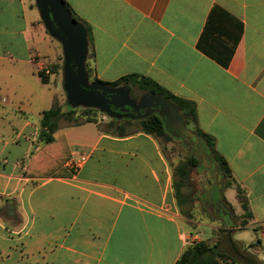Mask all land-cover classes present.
<instances>
[{
  "label": "crops",
  "instance_id": "0c3cea01",
  "mask_svg": "<svg viewBox=\"0 0 264 264\" xmlns=\"http://www.w3.org/2000/svg\"><path fill=\"white\" fill-rule=\"evenodd\" d=\"M62 1L89 29L94 82L137 75L194 105L195 127L244 192L262 258L264 0ZM39 21L26 0H0V264H175L193 242L237 246L228 233L193 234L158 139L64 120L52 143L39 139L55 97L52 75L37 76L47 64Z\"/></svg>",
  "mask_w": 264,
  "mask_h": 264
},
{
  "label": "rangeland",
  "instance_id": "374dc122",
  "mask_svg": "<svg viewBox=\"0 0 264 264\" xmlns=\"http://www.w3.org/2000/svg\"><path fill=\"white\" fill-rule=\"evenodd\" d=\"M26 1L37 10L40 19L38 30L43 41L42 49L46 51L44 59L47 61L41 72L46 74L48 71L47 77L52 75L50 92L55 97L50 99L49 109L58 105L63 112L72 111L71 124L94 121L104 126L112 120L120 124L130 120L132 123L126 126V132L137 131L139 127L136 121L146 115L156 114L163 118L170 141L158 140L171 168L190 156L198 161L196 168L190 171L181 188L186 202L178 207L181 214L191 221L193 234L201 235L206 241L213 236H216L217 240L222 239L224 233L239 239L237 246L227 250L229 258H226L223 264H243L237 261L238 253L248 258L263 260L255 244L258 233L249 228L250 219L243 216L244 212L236 197L235 183H230V179L223 176L207 152L203 140L195 134V125L191 122L186 123L180 113L172 121L152 97L132 87H110L94 82L84 65L85 56L83 59L78 53L76 58L78 66L71 59L67 29L74 34L77 29L84 26L78 23L72 25L70 19L63 15H58L53 20L51 14L48 16L51 23L49 24L42 18L40 0ZM59 23L64 24L65 32ZM27 117L30 120L38 118L37 114ZM228 182L230 185H227ZM0 224L7 229L8 220L1 216V213ZM196 224L201 225L199 231Z\"/></svg>",
  "mask_w": 264,
  "mask_h": 264
},
{
  "label": "trees",
  "instance_id": "16d2710c",
  "mask_svg": "<svg viewBox=\"0 0 264 264\" xmlns=\"http://www.w3.org/2000/svg\"><path fill=\"white\" fill-rule=\"evenodd\" d=\"M70 10V9H69ZM71 11V10H70ZM72 13V12H71ZM72 19L78 21V19L72 14ZM87 40H89V29L85 27ZM42 84H48L49 80L44 72L39 71L37 73ZM106 86L117 87V86H129L137 91L143 92L149 96H155L162 100L167 101L170 105L175 108L178 113L183 117L186 123H196V112L195 107L191 102L179 99L168 93L166 90L149 80L148 78L140 77L137 75H127L119 78L118 80L105 83ZM72 111L63 112L58 105H54L49 110L43 111L40 114V131L39 139L45 144H50L53 141L52 135L58 129V123L61 120L70 122ZM84 123H93L94 121H85ZM130 120H125L123 123H119L115 120L110 121L104 125V131L115 135L119 138L134 135L136 133H143L145 135L152 136L156 139H160L163 142L170 141V137L167 134L165 122L163 118L156 114H149L140 118L136 121L139 129L137 131L126 132V126L131 125ZM100 125V124H97ZM194 132L199 136L207 149V152L217 164L218 168L222 172L223 176L230 179V183H234L231 178L230 169L226 161L216 152L214 148V141L209 136L203 134L196 127ZM198 161L193 156L188 157L185 161L179 163L177 166L172 168V189L174 198L178 207L186 202L185 196L181 192L185 181L188 179L190 171L196 168ZM228 182L227 185H230ZM236 197L240 203L241 209L243 210V216L251 219V213L248 209L244 192L236 186ZM258 245V242L255 243ZM226 258H229V254L224 252L220 248V243L209 245L205 241L193 242L180 256L175 264H223ZM237 261L243 264H264V261L258 258H248L246 255H240L238 253Z\"/></svg>",
  "mask_w": 264,
  "mask_h": 264
},
{
  "label": "water",
  "instance_id": "95a60500",
  "mask_svg": "<svg viewBox=\"0 0 264 264\" xmlns=\"http://www.w3.org/2000/svg\"><path fill=\"white\" fill-rule=\"evenodd\" d=\"M40 10L43 20L49 24H51L48 18L49 14L52 15L53 20H55L58 15H63L70 19V23L72 25L77 24V22L72 19L70 14L65 9L62 0H40ZM58 25L60 26L62 31L64 30L66 31L64 24L59 23ZM67 35L70 39L71 59L74 60L76 64L77 63L76 58L78 57V53L82 56L83 59L86 53V45H87L86 30L84 27H82L81 29L80 28L77 29L76 32L72 34L71 31L67 29ZM76 65L78 66V64ZM150 97L154 99L156 104L161 106L162 112H164V114L167 117H171L172 121L176 117H178V111L175 108H173L170 105V103L155 96H150ZM262 261H264V256Z\"/></svg>",
  "mask_w": 264,
  "mask_h": 264
},
{
  "label": "flooded vegetation",
  "instance_id": "af4514ba",
  "mask_svg": "<svg viewBox=\"0 0 264 264\" xmlns=\"http://www.w3.org/2000/svg\"><path fill=\"white\" fill-rule=\"evenodd\" d=\"M145 94V93H144Z\"/></svg>",
  "mask_w": 264,
  "mask_h": 264
}]
</instances>
